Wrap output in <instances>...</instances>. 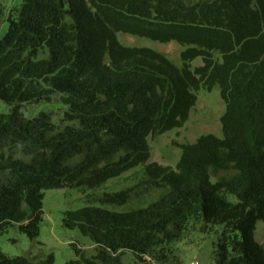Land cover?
I'll return each instance as SVG.
<instances>
[{
	"label": "trees",
	"instance_id": "16d2710c",
	"mask_svg": "<svg viewBox=\"0 0 264 264\" xmlns=\"http://www.w3.org/2000/svg\"><path fill=\"white\" fill-rule=\"evenodd\" d=\"M0 36V234L15 226L36 242L46 189L95 188L143 164L144 178L103 192L100 205H123L169 190L144 208L122 212L85 205L63 213L96 253L70 243L64 264L165 262L163 245L188 224L220 226L214 264H264V0H22ZM0 22L1 19H0ZM184 46L181 65L147 47L124 46L117 32ZM201 58L193 70L190 62ZM200 86L218 87L222 136L201 134L175 167L148 162L147 137L181 127ZM66 108L27 118L25 104ZM232 195L235 201L228 199ZM53 254L36 264H53ZM0 264H34L0 250Z\"/></svg>",
	"mask_w": 264,
	"mask_h": 264
},
{
	"label": "rangeland",
	"instance_id": "374dc122",
	"mask_svg": "<svg viewBox=\"0 0 264 264\" xmlns=\"http://www.w3.org/2000/svg\"><path fill=\"white\" fill-rule=\"evenodd\" d=\"M185 1L193 2L195 0ZM21 3L22 0H0V19L2 21L0 22V36L7 27L6 18L10 15H17ZM116 36L124 46L147 47L164 55L176 67L181 65L180 53L184 46L174 40L159 42L121 31L117 32ZM200 64L201 58L196 57L190 62V68L193 70ZM195 94V105L191 108L188 118L181 127L172 128L162 133L154 132L147 137L148 162L155 161L174 168L181 153L177 144L194 142L201 134L211 133L217 137L222 136L220 117L224 113L225 105L220 97L218 87L208 91L200 86ZM10 107L0 100V114L9 113ZM65 108L59 101L52 100L25 104L21 107V111L27 118L34 117L40 111H48L51 113V120L58 125ZM142 178H144L143 164H139L95 188L46 189L42 200L41 221L36 242H31L24 233L12 226L0 234V250L9 256H27L34 264L49 253L53 254V264H64L66 261L74 259L75 254L70 243L82 248L87 255L95 254L96 245L89 237L82 235L77 229H66L62 226L63 213L85 205L102 206L116 212L144 208L169 190L167 187L155 189L123 205H100L96 199L103 192L125 189ZM227 197L229 200L235 201L234 196L228 195ZM220 232V226L203 231L199 226L190 223L179 239L156 250V252H163L166 257L165 262L156 259L150 260L149 257L146 259L149 264H189L190 261L197 264H214L211 259L213 242L219 237ZM263 238L264 223L258 220L255 224L254 240L261 244ZM122 260L125 264H135V258L129 252L122 255Z\"/></svg>",
	"mask_w": 264,
	"mask_h": 264
},
{
	"label": "built area",
	"instance_id": "2783aa9c",
	"mask_svg": "<svg viewBox=\"0 0 264 264\" xmlns=\"http://www.w3.org/2000/svg\"><path fill=\"white\" fill-rule=\"evenodd\" d=\"M189 264H197L196 262L194 261H190Z\"/></svg>",
	"mask_w": 264,
	"mask_h": 264
}]
</instances>
